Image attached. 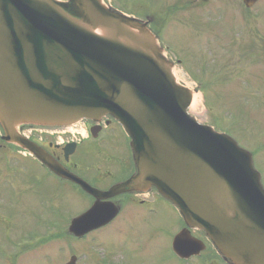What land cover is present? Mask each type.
<instances>
[{
    "label": "water",
    "instance_id": "water-1",
    "mask_svg": "<svg viewBox=\"0 0 264 264\" xmlns=\"http://www.w3.org/2000/svg\"><path fill=\"white\" fill-rule=\"evenodd\" d=\"M146 26L100 0H0V124L8 140L99 197L13 133L22 123L64 126L110 115L131 141L137 175L128 186L156 187L225 260L264 264V191L250 156L187 114L192 92L176 83ZM114 212L92 208L70 230L101 227Z\"/></svg>",
    "mask_w": 264,
    "mask_h": 264
},
{
    "label": "rangeland",
    "instance_id": "rangeland-1",
    "mask_svg": "<svg viewBox=\"0 0 264 264\" xmlns=\"http://www.w3.org/2000/svg\"><path fill=\"white\" fill-rule=\"evenodd\" d=\"M130 1L134 2L135 0ZM176 5L177 7L182 5L186 12L176 13L178 8L172 11L171 8ZM125 8L126 10L123 11L126 12L133 11L139 15H152L164 25L162 30L161 27L155 30L166 47L167 56L174 63L180 62L174 68L176 79L190 89L199 90L198 107L191 106L188 113L198 123L215 127H220V124L217 123L220 118H223L220 130L230 129L232 135L239 140L241 137H245L240 131L230 126L235 118L246 122L250 120L247 116L251 110V106L248 104L250 94L243 88H241L242 90L236 89L237 87H234L236 82L233 83L236 78L231 75V78L223 75L217 77L210 75L208 78V72L201 74L200 70H207L204 67H209L213 60H216L219 65H225L231 62V57L238 62L232 72H241L244 76L254 68L263 67V61H258L256 65L251 64L253 56L248 58L249 53L245 51L249 44L255 41L257 32H262L261 36L264 37V0L260 2L258 10L257 8L253 10L262 17L258 19L259 22H250L249 26V22L246 25L245 22L253 19L251 13L243 15L239 13L244 10L241 0H207L206 2L204 0H140V5L137 8L128 3ZM209 16L211 19L207 20ZM185 20L187 21L185 22ZM240 23H242L241 27ZM257 28L260 31H257ZM209 37L224 45L233 44V40L238 44L229 53L226 50L215 48V44L212 39H208ZM254 51L259 52L261 49L253 46L250 52ZM209 58L213 60L208 61ZM219 79L222 83L216 82ZM227 80L229 81L227 84L223 83ZM205 82L208 86L204 85ZM201 92L203 96H201ZM237 98L240 99V102L236 100ZM241 130L245 131L244 127ZM17 156L21 155L17 154ZM23 162L26 163V160L23 159ZM23 162L22 165H24ZM256 165L259 166L258 163ZM7 173L9 174V171ZM34 176L40 179L43 175ZM26 178L30 180V175L26 174L25 168L18 172L14 171L11 177L10 174L0 177L1 253L13 254V251L9 250L11 245L20 243L19 238L23 235L18 230L30 231L34 238L30 242H39L45 235L36 230L38 226L42 228L45 223L44 228L47 230H52L48 226L56 227V225L62 224L66 226L71 218L80 214L87 206L88 202L78 195L76 196L79 199L72 194H65L64 198L51 194L67 192L58 187V183L52 178L44 180V194H34L26 186ZM53 187L58 188L49 192ZM24 192L27 193L24 194ZM138 216L137 214L133 216L123 214L117 221V224L121 226L105 228L99 231L100 233L88 237L87 241L84 239L76 242L79 245L81 261L87 264H125L121 251L134 249L136 260H131L130 263L177 264L172 260L169 252V243L176 231L175 224L178 222L176 217L172 218V222V216L168 217L169 215L161 210L158 215L161 229H157V225L154 224L147 225L140 220L129 221V218ZM14 224H16L15 228ZM126 224H128V228L125 232L122 228ZM143 227L145 229H142ZM10 228L11 230L7 232ZM138 229H140L138 232H131ZM56 242L49 243L55 244ZM109 252L112 254V259L108 256ZM40 253V249L36 253H27L29 254L27 256L31 257L29 259H32L29 263L40 261V257H42ZM3 264L6 263L3 262Z\"/></svg>",
    "mask_w": 264,
    "mask_h": 264
},
{
    "label": "flooded vegetation",
    "instance_id": "flooded-vegetation-1",
    "mask_svg": "<svg viewBox=\"0 0 264 264\" xmlns=\"http://www.w3.org/2000/svg\"><path fill=\"white\" fill-rule=\"evenodd\" d=\"M262 54L264 55V53ZM254 73L256 75L253 77L252 88L257 91L253 93L251 98L254 109V113L252 115L253 123L251 126V133L248 137H241L238 141L240 144L249 149L253 155V159L261 164H264V67H262L259 72L255 71ZM91 126L92 125L90 123L86 122L85 127L88 131L87 136L79 137L70 143H54L46 136H43L40 139L36 136H31L30 139L37 142L46 152L60 161L67 169L75 171L78 170L82 173L88 179L87 182L91 185L95 184L100 187H106L109 183L114 182L111 184L112 186L131 176L133 173L129 167V163L127 162V150L125 147L119 145V142L121 141L119 140V137L121 136L120 133L113 130L116 125L113 124L112 121L104 119L98 125L93 126L92 132ZM27 130V126L19 127V133L21 135H26ZM260 131L263 132L260 133ZM67 144L75 145L73 147L74 154L72 156H74L76 151L80 150V148L89 149L93 145H96L97 147L98 145H103L102 148L104 152H101V161L97 164H89L85 168H83L80 163L72 164V156L67 162H64L63 150ZM4 147L5 146L1 144L0 133V148ZM117 201L121 206V210L123 212H121L122 214H127L129 216H133L134 214L139 215L138 217L129 218V221L140 220L147 225H157V229H161L158 216L161 210L167 213L169 215L168 217L174 216L171 206L168 203L155 195H151L150 193L126 195L113 200V202ZM142 229L145 228L143 227ZM139 230L140 229L131 232H138ZM90 235L85 236L83 240ZM169 247L172 260H174L177 264H214L208 263V259H205L208 255V245H206L205 251L199 254V257H191L189 260L177 258L171 251V245H169ZM22 248L28 249L27 245ZM68 250L70 251L68 253L69 258L64 264L69 262L72 258H75V264H87L83 263L80 259L79 245H69ZM121 255L123 256L125 264H135L130 263L131 260H136V253L134 252V249H123L121 251ZM111 256L112 254L110 255V258ZM10 262L11 264H17L16 262H18V260H11ZM25 262L26 260H20V264H25ZM147 264L150 263L148 262Z\"/></svg>",
    "mask_w": 264,
    "mask_h": 264
},
{
    "label": "bare ground",
    "instance_id": "bare-ground-1",
    "mask_svg": "<svg viewBox=\"0 0 264 264\" xmlns=\"http://www.w3.org/2000/svg\"><path fill=\"white\" fill-rule=\"evenodd\" d=\"M198 104H199V101H198V99L195 97V95H194V97H193V102H192V106L194 107V108H197L198 107Z\"/></svg>",
    "mask_w": 264,
    "mask_h": 264
}]
</instances>
